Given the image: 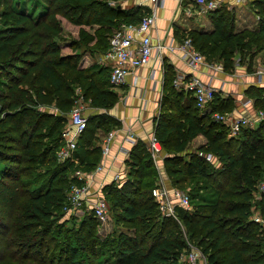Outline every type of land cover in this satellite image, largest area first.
Here are the masks:
<instances>
[{
	"label": "trees",
	"instance_id": "1",
	"mask_svg": "<svg viewBox=\"0 0 264 264\" xmlns=\"http://www.w3.org/2000/svg\"><path fill=\"white\" fill-rule=\"evenodd\" d=\"M110 1L117 0H40L44 9L34 13L27 0H0V264H183L188 242L207 264H264V229L251 218L254 204L264 216V198L254 200L264 177V120L230 137L213 113L232 111L235 98L217 90L211 109L203 112L190 92L174 85L176 71L166 61L154 132L167 153L164 172L172 186L187 190L192 210L179 206L177 218L161 214L152 195L159 171L146 142L138 139L124 160L126 179L102 187L114 231L101 237L92 209L77 227L66 226L75 216L61 221L69 187L78 182L72 173L93 170L102 156L101 145L94 144L97 130L107 132L118 123L105 112L87 117L74 158L57 160L77 88L95 107L109 109L118 99L107 87L110 70L80 66L83 45L98 34V28L92 33L94 24L110 29L136 23L145 13L141 5L123 8ZM252 3L256 29L236 31L235 11L222 4L208 11L212 31L190 30L186 36L231 71L235 56L243 60L248 50L264 49V0ZM68 23L77 36L63 53ZM92 45L108 47L101 38ZM245 95L264 110V85L250 84ZM199 134L206 142L189 150ZM199 151L212 153L214 161Z\"/></svg>",
	"mask_w": 264,
	"mask_h": 264
},
{
	"label": "built area",
	"instance_id": "2",
	"mask_svg": "<svg viewBox=\"0 0 264 264\" xmlns=\"http://www.w3.org/2000/svg\"><path fill=\"white\" fill-rule=\"evenodd\" d=\"M196 5L201 10L211 11L221 6L223 0H194ZM238 2L244 0H236ZM114 2V1H113ZM155 13L144 14L142 18L136 22H124L116 27L110 36L109 44L106 51L103 53L101 62L104 65L110 66L109 81L115 87H119L127 83V78L132 75L133 85L138 82L136 69L149 62L152 52L153 43L150 33V28L155 22ZM181 59L192 70L201 68L205 61V55L199 51L192 42L191 37L183 38L178 46ZM212 67L224 70L221 62H214ZM155 71L151 70L149 78H154ZM256 82L264 83V64H260L255 71ZM174 85L186 92H190L196 101V105L201 109L207 108L212 101L217 88L210 83H205L196 76H188L184 73L175 75ZM259 85V84H258ZM80 88H77V92ZM82 99L76 101L74 106L68 113V120L64 127L61 137L63 144L57 151V160L63 162L67 159L74 158V151L77 148L78 140L84 132L87 125V116L83 113L84 106L80 104ZM242 105L246 111L235 113L234 111L213 113V118L223 122L229 129V136H237L243 127L253 128L258 123L264 120V110L255 108L253 99L245 96L242 100ZM128 127V130L123 136V144L119 147V151L128 154L130 147L136 143L137 136L134 131ZM117 136V130L111 129L107 131L101 141V152L103 160L96 166L93 171H84L76 169L72 173L78 182L71 183L68 190V203L64 207L65 214L75 217H82L83 212L87 209H92L98 225H104L110 220L109 204L102 194V187L109 175H112V180L116 183L121 178V173L112 168L111 165H106V158L111 156L113 160H119L116 153H112L114 140ZM147 147L155 160L159 171V182L152 188V195L157 202L158 209L161 214L177 218V208L184 207L192 210L189 194L187 190L171 185L167 178L162 160L166 156L163 146L155 134L152 132L147 139ZM118 151V152H119ZM200 155L206 157L210 161H214L212 153H203ZM104 173L102 178H97L98 173ZM111 173V174H110ZM258 197L264 198V180L256 186ZM251 218L264 226V217L260 212L255 210ZM188 250L180 255V261L183 264H207V260L203 252L188 242Z\"/></svg>",
	"mask_w": 264,
	"mask_h": 264
},
{
	"label": "crops",
	"instance_id": "3",
	"mask_svg": "<svg viewBox=\"0 0 264 264\" xmlns=\"http://www.w3.org/2000/svg\"><path fill=\"white\" fill-rule=\"evenodd\" d=\"M114 3L119 4L123 8L141 5L142 10L145 12L144 14L154 12L156 19L150 28L153 43L152 56L148 63L136 69V74L138 75L137 84L133 85L132 75H129L127 83L119 87H113L118 94L119 106L116 108L117 110L115 113H110L118 118L116 119L118 123L112 128L117 130L112 153H117L120 159L113 160L111 156H109L106 158V165H111L112 168L118 170L122 164H125L124 160L128 154L120 152L119 147L123 144V136L128 130V127H131L130 129L134 131L137 139H148L150 134L154 132V117L158 115L160 94L162 95L163 92L164 68L162 64L164 61L174 66L176 74L184 73L188 76H196L203 82L210 83L216 87L221 95H232L236 101V107L232 110L235 113L246 111V107L242 105V100L246 96L245 89L250 84L264 85V83L256 82L255 75L258 66L262 63L264 64L262 57H260L261 60L257 58V62H254L253 72L247 73L248 71H246L245 68L243 70H235V72L232 73V78L229 77V74L225 75L224 70L216 69L212 66L205 67L202 65L200 69L192 70L181 59L178 46L190 30L210 32L214 27L208 17V11L198 8L194 0H117L114 1ZM226 3L228 4V8L233 9L236 13V31L247 28H257L258 25L255 27H248L249 25H246L245 20L247 19L245 17H247L248 13L238 1L223 0L222 4ZM115 28L116 27H111V29ZM80 66L83 67L81 61ZM99 66L106 67L107 70H110V66L104 65L102 62ZM153 69L155 75L152 79L149 78V73ZM80 104L86 107L84 101ZM210 109L211 107L208 105L207 108L202 111L208 112ZM105 111V108L96 107L92 113L96 114ZM105 133L106 132L101 128L97 130L96 140L94 142L95 145H101ZM205 142L206 138L199 134L191 142V145L194 146L193 150H198L199 146ZM125 144L126 143L123 145ZM102 160L103 157L101 156L99 163ZM103 175V172L98 173L97 178H102ZM108 181H112V175L106 178L105 182ZM256 211L258 212L259 209Z\"/></svg>",
	"mask_w": 264,
	"mask_h": 264
},
{
	"label": "rangeland",
	"instance_id": "4",
	"mask_svg": "<svg viewBox=\"0 0 264 264\" xmlns=\"http://www.w3.org/2000/svg\"><path fill=\"white\" fill-rule=\"evenodd\" d=\"M109 3L112 4V5L115 4L113 1H110ZM239 4L242 5L243 8L248 13L247 17H245L247 19V20H245L246 21V25H249L248 27L257 26L258 25L257 23L259 21V17H258L257 11L255 9V6L252 3V0H244V1H241V3L239 2ZM226 5H228V4L226 3ZM26 6H27L28 10L33 11L34 13L41 12L44 9V5H43L42 2H40V0H27V5ZM197 7L200 8L199 6H197ZM235 17H236V13H235ZM95 28L96 29L98 28V31H97L98 34L96 35V37L93 40L90 38V36L88 38L87 37L84 38L85 42H87L88 39L89 40L91 39V41H89L86 45L85 44L83 45L84 48H85V46L87 48L86 52L83 55L82 60H81L83 68L84 67H89V66H91L93 64H95V65L96 64L97 65L101 64V58H102L103 53L106 51V49H104V48H96L95 45H92V44H93L94 41H96L99 38H101L106 45L109 44L110 36L113 33V31H114V29H111V28L109 29V28L102 27L101 25L94 24L91 27V30L93 29L92 33H94V29ZM247 29H251V28H247ZM76 36L77 35H76V27L75 26H73V25H71L69 23L64 26L63 31H62L63 40L61 41V45H62V47H64L63 50H62L63 53L70 52V49L67 48L68 40L70 38L76 37ZM252 52L255 53L253 55V58H252L253 60L251 61V63L253 62V65H254V62H257V58L260 59V57H262L263 60H264V54H263L264 49H261V50H255V49L248 50V52L246 53V57H244L243 60L240 59V56H238V55L235 56L236 58H235V60H233L234 61L233 69L231 71H228V72L224 71L225 75L229 74L230 75L229 77L232 78L231 77V76H233L232 73L235 72V70H241V69L243 70L244 68L246 69V71H248L247 73L253 72L254 68H252V70L250 71L249 67H248L249 59L251 60L250 53H252ZM214 62L218 63L220 61H217L215 59H208L206 57V55H205V61L203 63V66L211 67L214 64ZM107 87H112L113 90L115 88V86L110 84L109 81L107 82ZM117 89H119V88H117ZM161 98H162V95L160 94V101H161ZM79 99H82L84 101V103L86 104V107H84V114L87 117L93 115L92 112L95 110L96 107L91 103L90 99H85L82 96L81 90L78 92V96H77L75 101H79ZM83 101H80V102L83 103ZM118 106H119V99H117V101L114 102V104H113V106L111 108L105 109L106 110L105 113H109V114L110 113L111 114L115 113L116 110H117L116 108H118ZM112 116L115 119H118L114 115H112ZM67 120H68V114H67ZM230 137H232V136H230ZM234 137H236V136H234ZM143 140L147 144V138H143ZM193 147L194 146L190 144L189 150H193ZM119 171L121 173V178L117 182L123 181L128 176V167H127V165L126 164H122L119 167ZM263 180H264V177H262L257 182V184H259ZM108 182H110V181H108ZM105 183H107V182H105ZM257 184H256V186H257ZM185 185L187 186L186 183H185ZM258 199H261V197H258V193H257V190H256L255 194H254V200H258ZM257 209L258 208H256L255 204H254L253 207H252V211H253L252 214L255 213V210H257ZM70 217H71L70 215L64 214L63 217L61 218V221H64L65 219L70 218ZM80 219H81V217H77V218L75 217L74 221L73 222L72 221H68L66 223V226L67 227L68 226H76L77 227ZM116 227L117 226L114 224V220H113L111 215H110V220H109L108 223H106L104 225H98V222H97V232L101 235V237H105L106 235L110 234L112 231H114V229ZM262 228L264 229V226H262ZM119 229L124 230V231L126 230L123 226H119Z\"/></svg>",
	"mask_w": 264,
	"mask_h": 264
}]
</instances>
